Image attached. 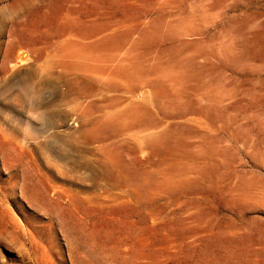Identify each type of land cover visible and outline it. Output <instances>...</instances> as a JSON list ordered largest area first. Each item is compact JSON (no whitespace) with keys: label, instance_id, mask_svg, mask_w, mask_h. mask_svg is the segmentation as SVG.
<instances>
[{"label":"rangeland","instance_id":"374dc122","mask_svg":"<svg viewBox=\"0 0 264 264\" xmlns=\"http://www.w3.org/2000/svg\"><path fill=\"white\" fill-rule=\"evenodd\" d=\"M0 264H264V0H0Z\"/></svg>","mask_w":264,"mask_h":264}]
</instances>
